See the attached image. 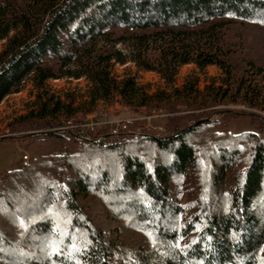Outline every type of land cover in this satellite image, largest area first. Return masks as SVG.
Here are the masks:
<instances>
[{
	"label": "trees",
	"instance_id": "16d2710c",
	"mask_svg": "<svg viewBox=\"0 0 264 264\" xmlns=\"http://www.w3.org/2000/svg\"><path fill=\"white\" fill-rule=\"evenodd\" d=\"M238 22L264 28V0H0V104L28 82L38 91L54 80L89 84L80 104L40 96L18 128L79 112L84 119L99 103L117 101L170 112L182 105L195 122L165 140L75 141L76 150L41 160L34 177L29 166L7 172L0 180L2 264H264V137L222 130L202 143L194 138L217 124L213 113L230 114L215 107L264 111V65L232 42ZM132 63L157 73L170 91L147 92L136 77L114 75L116 64ZM194 64L218 67L219 85L213 79L201 90L187 79L176 88L179 69ZM243 139L249 144L240 147ZM232 169L239 200L225 212L211 191ZM194 174L204 192L184 204L170 184ZM88 193L135 240L117 236L126 228H100L79 203ZM53 246L63 255H53Z\"/></svg>",
	"mask_w": 264,
	"mask_h": 264
},
{
	"label": "rangeland",
	"instance_id": "374dc122",
	"mask_svg": "<svg viewBox=\"0 0 264 264\" xmlns=\"http://www.w3.org/2000/svg\"><path fill=\"white\" fill-rule=\"evenodd\" d=\"M231 27L232 42L237 43V45L243 43V53L254 57L264 65V28L239 22ZM114 75L120 79L126 76L136 77L138 83L147 92L151 93L164 90L170 91L171 88L157 73L138 71L133 63L125 66L116 64ZM222 77V72L216 66L201 70L195 64L185 65L178 71L175 87H182L187 79H197L199 88L204 90L211 84L213 79L217 80V85H219V80ZM88 89L89 84L86 79L50 81L39 91L34 88L31 82H28L22 92L7 96L0 104V180L7 172L25 166L32 168L28 177H34L41 168V160L51 159L56 155H63L72 152L74 149L76 150L78 145L75 144V141H78V144H87L101 140L103 141V144H101L103 147L123 143L125 138L152 136L165 140L174 135L173 128L178 127V132H180L182 129L195 124L187 117L186 107L182 105L176 107V112H170L166 108H130L117 101L112 105L99 103L93 109L95 111L86 115L84 119L83 112H79L77 116L67 120H65V116H60L58 120H50V125L45 127L24 125L18 128L20 119L36 108L40 96L44 99L55 96L65 102L71 96L77 104H80L86 98ZM214 110L219 112H227L228 110L230 114L224 116L218 112L213 113L211 119L217 121V124L208 131L196 130L194 138L197 143H202L206 138L208 139V136H211L214 131L222 130L230 131L234 135L243 134L244 132H258L264 137V111L250 108L244 104H227L226 106L215 107ZM176 118H179V120ZM4 137H10V139L1 140ZM69 139H71L70 142L74 143L73 147H70V143L67 141ZM238 143L240 147H244L249 144V141L243 139ZM138 146L142 147L141 145ZM25 155L29 158L26 165H24L23 159ZM36 162H39L38 165H35ZM66 175L64 173L58 175L57 173L60 178ZM239 178V173H236L233 169L229 170L225 173L224 181L221 183L222 186L220 188L213 187L211 191L212 197L223 204V211L225 212H230L233 204H236V201L239 200L237 198ZM27 180L29 179L19 183L25 184V182H28ZM170 185L174 188L175 193L179 195V201L184 204H189L190 200H196L204 192V185L199 176H195V174L191 175V178L186 177L181 184L177 182ZM0 189L4 190L5 186L0 187ZM79 203L86 214L95 219L100 228L114 232L126 228L122 230V233L126 231L128 236L119 234V232L117 236H120L121 239L128 238V240H135L134 238L137 237V234H134L130 227L128 229L121 220L120 222L110 221V213L98 196L88 193L86 197H80ZM185 216L186 214H184ZM8 230L11 229L8 228ZM0 264L2 263L0 262Z\"/></svg>",
	"mask_w": 264,
	"mask_h": 264
},
{
	"label": "snow or ice",
	"instance_id": "6c2138e0",
	"mask_svg": "<svg viewBox=\"0 0 264 264\" xmlns=\"http://www.w3.org/2000/svg\"><path fill=\"white\" fill-rule=\"evenodd\" d=\"M72 247L75 248V245H72ZM51 251H52L53 255H55V256L63 255V250L62 249H59V248H57L55 246L51 247ZM80 251H81V254H83V252L85 250L84 249H81ZM74 264H82V262L76 261V262H74Z\"/></svg>",
	"mask_w": 264,
	"mask_h": 264
},
{
	"label": "built area",
	"instance_id": "2783aa9c",
	"mask_svg": "<svg viewBox=\"0 0 264 264\" xmlns=\"http://www.w3.org/2000/svg\"><path fill=\"white\" fill-rule=\"evenodd\" d=\"M95 142H96L97 144H103V143H102L103 141H101V140H96ZM23 159H24V165H26V162L29 161L28 156L25 155V157H23Z\"/></svg>",
	"mask_w": 264,
	"mask_h": 264
},
{
	"label": "water",
	"instance_id": "95a60500",
	"mask_svg": "<svg viewBox=\"0 0 264 264\" xmlns=\"http://www.w3.org/2000/svg\"><path fill=\"white\" fill-rule=\"evenodd\" d=\"M10 138V137H9ZM8 137H4V138H2L1 140H6V139H9Z\"/></svg>",
	"mask_w": 264,
	"mask_h": 264
}]
</instances>
